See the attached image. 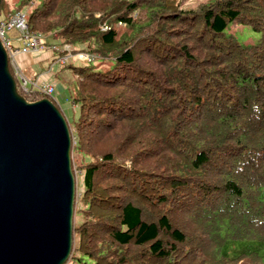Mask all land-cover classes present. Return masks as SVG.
<instances>
[{"label":"trees","instance_id":"obj_1","mask_svg":"<svg viewBox=\"0 0 264 264\" xmlns=\"http://www.w3.org/2000/svg\"><path fill=\"white\" fill-rule=\"evenodd\" d=\"M186 1L0 0V21L23 13L106 66H68L81 179L65 264H264V0Z\"/></svg>","mask_w":264,"mask_h":264},{"label":"water","instance_id":"obj_2","mask_svg":"<svg viewBox=\"0 0 264 264\" xmlns=\"http://www.w3.org/2000/svg\"><path fill=\"white\" fill-rule=\"evenodd\" d=\"M71 137L48 99L17 91L0 42V264H65L72 250Z\"/></svg>","mask_w":264,"mask_h":264},{"label":"built area","instance_id":"obj_3","mask_svg":"<svg viewBox=\"0 0 264 264\" xmlns=\"http://www.w3.org/2000/svg\"><path fill=\"white\" fill-rule=\"evenodd\" d=\"M15 31L17 33V47L11 45L9 33ZM48 37L40 34L30 33L27 25L25 15L23 13H15L7 21H0V42L7 53L9 67L13 72V77L17 82L19 89L25 93L36 91L47 97H51L54 93V86L52 84H38L27 79L21 69L18 67L15 58L19 55L37 54L45 50H49L56 54L55 64H63L68 59L82 61L89 64L95 60L94 55L76 54L72 53L68 46L57 45L53 42H48ZM60 53H65L60 55Z\"/></svg>","mask_w":264,"mask_h":264},{"label":"rangeland","instance_id":"obj_4","mask_svg":"<svg viewBox=\"0 0 264 264\" xmlns=\"http://www.w3.org/2000/svg\"><path fill=\"white\" fill-rule=\"evenodd\" d=\"M203 1L204 0H187L185 5L183 6V9H185V10L197 9V7ZM229 32H230V29H229ZM233 36H235V38L237 39L238 42L240 41V42L248 43V44H255L260 38L259 33H255L253 31H251L248 27H242V26L235 28V33H233ZM47 40H48V42H53V43H56L57 45L58 44L61 45L59 42V38L54 36V35L49 36L47 38ZM66 46L69 47V49L72 53V56L76 55L77 53L78 54H85V55H93L92 53L87 51L86 45H76L74 47H72L71 45H66ZM64 54L65 53H62L59 56L64 55ZM69 65L72 67L78 68V67H81V66L86 65V64L82 61L73 60V59H68L63 64H61V63L56 64L53 67V70H54L53 72H55V74H57L56 79L53 81L54 82L53 83L54 93L51 95V97H48V100L53 101L58 106V109L65 116V118L70 122L74 117H76L77 113H76V110L73 109L71 99H70V94H71L70 91L73 90L74 79L71 76L70 70L68 69ZM92 67L96 70L103 71V69H105L106 66L104 64H102L101 61H99V60L95 61L94 60L92 62ZM24 76L27 79H30L29 76H27V75H24ZM35 78H36V76H35ZM18 88H19V86H18ZM71 142H72V138H71ZM70 158H71V154H70ZM71 170H72L74 183H75L74 204L77 205L78 199L80 197L79 182L81 179V172L76 168V166H73V167L71 166ZM72 227H73V220H72ZM72 234H73V231H72ZM72 248H73V238H72ZM247 248H249L248 245H245V246L238 245L236 247V251L242 250V249L245 250ZM72 250H71V252H72ZM150 264H152V262H150ZM155 264H156V262H155Z\"/></svg>","mask_w":264,"mask_h":264},{"label":"crops","instance_id":"obj_5","mask_svg":"<svg viewBox=\"0 0 264 264\" xmlns=\"http://www.w3.org/2000/svg\"><path fill=\"white\" fill-rule=\"evenodd\" d=\"M11 39V45L17 47V33L12 31L9 33ZM56 54H53L49 50L42 51L37 54H25L19 55L15 58L18 67L21 69L24 75L30 77V81H34L38 84H52L56 79L53 67L55 64ZM36 76V78H35Z\"/></svg>","mask_w":264,"mask_h":264}]
</instances>
